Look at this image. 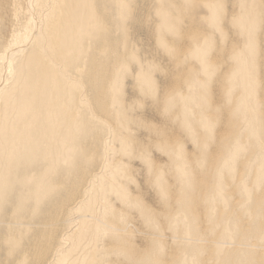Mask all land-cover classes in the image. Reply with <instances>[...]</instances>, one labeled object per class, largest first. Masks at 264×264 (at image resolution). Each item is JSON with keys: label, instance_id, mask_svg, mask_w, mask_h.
<instances>
[{"label": "bare ground", "instance_id": "bare-ground-1", "mask_svg": "<svg viewBox=\"0 0 264 264\" xmlns=\"http://www.w3.org/2000/svg\"><path fill=\"white\" fill-rule=\"evenodd\" d=\"M0 264H264V0H0Z\"/></svg>", "mask_w": 264, "mask_h": 264}, {"label": "rangeland", "instance_id": "rangeland-1", "mask_svg": "<svg viewBox=\"0 0 264 264\" xmlns=\"http://www.w3.org/2000/svg\"><path fill=\"white\" fill-rule=\"evenodd\" d=\"M145 39V38H144Z\"/></svg>", "mask_w": 264, "mask_h": 264}]
</instances>
